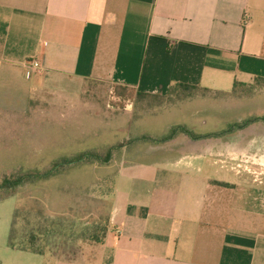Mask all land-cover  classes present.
Here are the masks:
<instances>
[{
	"label": "crops",
	"instance_id": "crops-1",
	"mask_svg": "<svg viewBox=\"0 0 264 264\" xmlns=\"http://www.w3.org/2000/svg\"><path fill=\"white\" fill-rule=\"evenodd\" d=\"M95 84L107 98H81ZM178 84L206 91L167 98ZM11 116L92 144L61 161L111 150L33 181L86 166L83 186L6 198L10 228L27 201L50 230L109 205L77 257L7 244L36 257L13 264H264V0H0V129Z\"/></svg>",
	"mask_w": 264,
	"mask_h": 264
},
{
	"label": "rangeland",
	"instance_id": "rangeland-1",
	"mask_svg": "<svg viewBox=\"0 0 264 264\" xmlns=\"http://www.w3.org/2000/svg\"><path fill=\"white\" fill-rule=\"evenodd\" d=\"M74 95L70 91L64 95L57 94L51 98H73L75 97ZM29 97L33 98V100L34 98H50L35 92L29 94ZM75 98H78V96ZM81 98H107V91L105 86L101 84L87 85ZM202 105L204 107L201 108L202 111L208 112L209 102L207 101ZM16 124L17 118L11 116L10 128L8 130L7 128L0 129V183L4 179H10L13 175L46 172L53 168L57 162L61 161L59 159L69 158L73 153H76L78 147H81V145L83 148L92 145L88 141L86 144H71L67 142V136H65L64 131L60 135L58 132H54L52 139L49 125H43L42 130L36 134L33 125L35 123L31 122L30 124H32L33 131L30 134L27 131H22V129L18 131L19 129L15 126ZM105 135L108 141V139H110L109 133L107 132ZM207 143L208 141H206L205 138L202 139L203 146H206ZM87 169L88 167L86 166L74 167L67 170L65 175L59 179L40 180L36 183L29 182V185L20 189L22 192L21 194L23 196H28L30 192H34L35 190H45L48 192L52 188H57L58 186H83L88 181V178H92L91 173L86 175ZM248 170L254 171L252 169ZM110 171L111 168H107V173ZM253 173H259L258 169ZM109 186V184H106L107 192L109 191ZM18 203L19 200L17 197L0 201V262L2 264H13L16 259L15 256L36 258L32 255H26L25 253L11 251L7 246L12 215ZM103 203L95 199L93 204H91L92 207L87 209L92 210V214H77L74 218L69 215L66 217L64 216L63 219L60 220L63 228L60 227L61 230L57 229L59 225L54 224V229L50 230L48 221L45 217L35 213L39 211L40 206H36L34 203L27 201V203H23L26 204L24 206V213L27 215V219L24 220L19 218L13 225L14 232L17 237H21L19 241H26L30 233L33 235L35 234L36 237L41 235L39 239H35L36 244L40 246L43 245L45 249L46 242L51 256L66 253L69 257H77L82 251L87 250L84 242L88 239L91 240V237L96 238V235H100V232H98L100 230L98 229L100 226H103L104 223L107 224V209L109 205L107 202ZM84 208V205L82 207L76 206L74 210L75 212H81ZM94 226H98L97 231L89 230V228ZM50 234H56V237H47ZM49 243H52V245L50 246Z\"/></svg>",
	"mask_w": 264,
	"mask_h": 264
},
{
	"label": "trees",
	"instance_id": "trees-1",
	"mask_svg": "<svg viewBox=\"0 0 264 264\" xmlns=\"http://www.w3.org/2000/svg\"><path fill=\"white\" fill-rule=\"evenodd\" d=\"M205 91V89L198 88L196 86L178 84L169 89V97L167 98H172V96L176 98H186L199 92L204 93ZM110 151L111 150H108L103 155H97L94 153L79 154L72 159L57 162L53 168L46 172L13 175V177H10V179H4L0 183V201L12 196L18 187L26 183L33 182L37 179L50 178L58 172L60 167H65L72 164H80L95 159L106 161L110 155ZM16 215L18 216V214L15 213V217ZM13 225H11L7 241V244L10 248L36 254L41 253L44 250V246L36 244L35 241V239H39L41 235L36 237L35 234L33 235L30 233L26 241H19L21 237H17L16 233L14 232Z\"/></svg>",
	"mask_w": 264,
	"mask_h": 264
},
{
	"label": "built area",
	"instance_id": "built-area-1",
	"mask_svg": "<svg viewBox=\"0 0 264 264\" xmlns=\"http://www.w3.org/2000/svg\"><path fill=\"white\" fill-rule=\"evenodd\" d=\"M27 67L30 68L33 72H40L39 62L36 60L26 63Z\"/></svg>",
	"mask_w": 264,
	"mask_h": 264
}]
</instances>
